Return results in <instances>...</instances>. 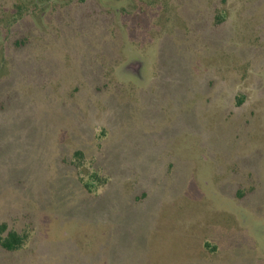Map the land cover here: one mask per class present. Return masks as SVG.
Listing matches in <instances>:
<instances>
[{
  "label": "rangeland",
  "instance_id": "374dc122",
  "mask_svg": "<svg viewBox=\"0 0 264 264\" xmlns=\"http://www.w3.org/2000/svg\"><path fill=\"white\" fill-rule=\"evenodd\" d=\"M0 264H264V0H0Z\"/></svg>",
  "mask_w": 264,
  "mask_h": 264
},
{
  "label": "trees",
  "instance_id": "16d2710c",
  "mask_svg": "<svg viewBox=\"0 0 264 264\" xmlns=\"http://www.w3.org/2000/svg\"><path fill=\"white\" fill-rule=\"evenodd\" d=\"M3 232L0 231L1 247L7 251H16L22 248L26 242L27 236L18 234L17 232H9L5 238H2Z\"/></svg>",
  "mask_w": 264,
  "mask_h": 264
}]
</instances>
